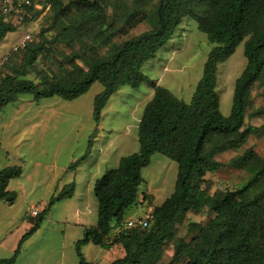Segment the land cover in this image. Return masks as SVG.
<instances>
[{"label": "trees", "instance_id": "trees-1", "mask_svg": "<svg viewBox=\"0 0 264 264\" xmlns=\"http://www.w3.org/2000/svg\"><path fill=\"white\" fill-rule=\"evenodd\" d=\"M0 44L28 19L43 11L28 10L19 21L1 12ZM48 11L49 23L27 47L14 52L0 70V112L32 95L35 101L60 97L73 101L99 82L104 90L95 97L93 116L97 125L108 101L121 87L138 88L146 83L154 90L138 125L140 149L122 157L117 168L107 171L94 186L98 201L96 226L87 227L77 241L78 264L89 262L82 248L93 244L104 250L121 246L124 254L111 264H159L164 246L173 242L172 264H264V158L254 149L232 160L249 178L237 190L209 193L205 179L218 169L216 156L238 151L251 136L264 137V124L246 126L255 84H264V0H35ZM195 18L198 29L207 34L213 49L204 65L190 103L142 73L148 61L174 37L186 18ZM148 29L126 38L140 25ZM53 32L51 37L47 33ZM123 39L122 41H120ZM244 43L246 67L235 83L230 116L220 109L219 65L229 60ZM64 44L72 51L59 49ZM79 46L78 50L74 48ZM100 49H106L104 53ZM52 62L57 71H39L38 61ZM81 63H80V62ZM49 68V67H48ZM48 71H51L50 73ZM34 75L35 79L30 76ZM252 117L264 116V107ZM98 126L86 155L91 153ZM160 153L178 164L174 192L153 209L152 225L120 232L133 217L145 183L142 170ZM22 175V167L0 171V204L12 196L10 182ZM70 185L50 198L32 228L21 237L13 256L0 264H15L23 244L40 228L54 204L75 195ZM144 198H147L144 196ZM14 199V197L12 198ZM209 210L214 217L187 240L177 236L176 224L189 213Z\"/></svg>", "mask_w": 264, "mask_h": 264}, {"label": "rangeland", "instance_id": "rangeland-1", "mask_svg": "<svg viewBox=\"0 0 264 264\" xmlns=\"http://www.w3.org/2000/svg\"><path fill=\"white\" fill-rule=\"evenodd\" d=\"M36 4L43 13L25 21L17 32L10 34L0 44V60L26 33L36 40L47 29L48 11L44 10L42 4ZM147 29V25H140L126 38L139 35ZM52 34L47 33V36L51 37ZM213 46L207 34L198 29L197 20L186 18L156 58L145 63L142 73L190 103ZM59 49L66 54L72 51L64 44ZM74 49L78 50L79 46L76 45ZM100 51L104 53L106 49ZM246 63L242 43L229 60L219 65L220 109L226 117L231 114L235 83ZM37 67L39 71H57L52 62L39 60ZM30 78L37 82L34 75ZM103 90V85L96 82L86 94L73 101L60 97L35 101L32 95H23L0 112V171L6 167H22V175L10 182L12 196L0 204V259L11 258L14 253L8 243L12 238L5 241L7 234L16 235L17 230L26 224V230L35 224L36 219L29 215L30 208L38 206L44 210L52 196L74 185L75 195L52 206L39 230L23 244L15 264L79 263L75 247L77 241L83 238L84 230L75 224L77 210L90 211L88 224H97L95 183L107 171L117 168L122 157L139 151L138 125L145 106L154 94V90L146 83L138 88L121 87L108 101L102 111L101 122L97 125L93 116L94 100ZM261 107H264V84L257 83L253 87L245 127L264 124V116H251ZM97 126L99 132L86 161L70 168L86 155ZM251 148L264 158V137L251 136L242 149L227 150L216 156L218 169L208 172L205 177L210 194L237 190L246 183L248 173L234 167L231 162ZM177 174L178 164L175 161L160 153L154 154L151 164L142 170L145 183L141 188L140 202L127 212V217L143 218L160 206L174 192ZM213 217L209 210L199 214L189 213L176 224L177 236L189 240L196 232L188 230L190 224L204 226ZM82 251L92 264H111L124 254L118 245L104 250L87 244ZM173 255L174 244L169 242L164 246V256L159 264H172Z\"/></svg>", "mask_w": 264, "mask_h": 264}, {"label": "built area", "instance_id": "built-area-1", "mask_svg": "<svg viewBox=\"0 0 264 264\" xmlns=\"http://www.w3.org/2000/svg\"><path fill=\"white\" fill-rule=\"evenodd\" d=\"M30 8H35L37 9V4L35 3V0H2L1 2V12L4 16L6 17H14V19H17L19 21L23 20V15H28V10ZM34 40L33 36L29 33H26L23 35L19 41L11 47L10 51L4 55L1 60H0V70L2 69L3 65L5 62L8 61L10 56L14 52H18L20 50H23L32 43ZM43 212L42 207L38 206H33L29 210V215L32 219H36L41 215ZM154 216H153V211L149 212L145 217L143 218H134L128 220L126 226L120 231H130L133 229H145L148 228L152 225Z\"/></svg>", "mask_w": 264, "mask_h": 264}, {"label": "crops", "instance_id": "crops-1", "mask_svg": "<svg viewBox=\"0 0 264 264\" xmlns=\"http://www.w3.org/2000/svg\"><path fill=\"white\" fill-rule=\"evenodd\" d=\"M10 34H12V33H10ZM9 34V35H10ZM8 35V36H9ZM8 36H7V38H8ZM6 38V39H7ZM5 39V40H6ZM4 40V41H5ZM9 51V50H8ZM7 51V52H8ZM23 138V137H22ZM9 186H10V184H9ZM9 186H8V191H9ZM89 214H90V211H88V212H86V211H79V210H77V222L75 223L76 225H78V226H80V228H83V230H85V228H87V227H92L90 224H88L89 223V218H88V216H89ZM25 222V221H24ZM26 226H27V224L21 229V230H17V232H16V235H15V233L14 234H12L11 236H10V234H7V236L6 237H8L5 241L6 242H8L9 241V238H12V240L10 241V242H8L9 244H10V246H11V248L12 249H14V252H15V250L17 249V246H18V244H19V241H20V239H21V237L24 235V232H26L27 230H26ZM34 226V225H33ZM33 226H31V228L33 227ZM96 226V225H95ZM28 227V226H27ZM24 230H26V231H24ZM84 232V231H83ZM4 241V242H5ZM9 246V245H8Z\"/></svg>", "mask_w": 264, "mask_h": 264}]
</instances>
